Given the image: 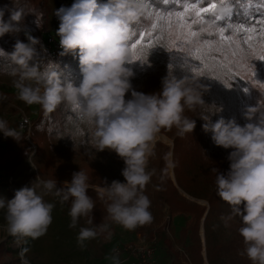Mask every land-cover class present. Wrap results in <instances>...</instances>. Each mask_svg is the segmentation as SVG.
<instances>
[{"label":"clouds","instance_id":"1","mask_svg":"<svg viewBox=\"0 0 264 264\" xmlns=\"http://www.w3.org/2000/svg\"><path fill=\"white\" fill-rule=\"evenodd\" d=\"M145 11V0H75L71 7L55 11L59 20L56 35L62 49L59 54L78 58L82 80L75 86L62 81L53 67L41 68L38 46L41 49L43 45L24 28L25 9L0 8V37L23 31L27 40L25 43L17 39L10 53L0 50L15 66L17 98L27 105H40L45 113L55 111L61 104L78 108L77 118L88 128L90 143L97 153L107 150L123 161V182L109 183L105 179L95 191L106 204V220L129 231L153 219L151 202L144 190L154 174V170L148 171V162L155 155L162 130L175 128L181 138L192 133L195 119L185 113L200 109L199 118L205 122L203 131L211 134L217 147L231 149L227 172L213 171L217 173L218 197L242 219L241 255L251 264H264V101L246 108L247 122L241 126L235 119L223 117L212 122L211 114L220 109L205 104L203 97L209 89L195 75L177 79L169 74L162 79L160 90L153 93L134 90V73L126 67L132 64L129 42ZM0 133L16 141L20 138L4 120H0ZM88 180L81 170L72 173L71 180L59 187L56 179L37 176L31 187L17 190L12 199L0 197L4 230L14 238L34 240L43 236L52 223L55 207L45 200L49 195L58 198L62 205L70 202V228H76L81 218L93 225L96 205L88 195ZM109 228V223L80 227L78 245L84 247L86 241ZM21 255L22 264H29ZM108 259L112 264H121L118 254Z\"/></svg>","mask_w":264,"mask_h":264},{"label":"rangeland","instance_id":"2","mask_svg":"<svg viewBox=\"0 0 264 264\" xmlns=\"http://www.w3.org/2000/svg\"><path fill=\"white\" fill-rule=\"evenodd\" d=\"M74 2L75 0H47L50 9L48 32L41 35V37L32 34L41 41L43 45L41 50L48 53L50 57L55 58L58 63H71L73 57L72 55L60 56L59 54L62 51L59 45V37L56 35L59 27V20L54 13L61 7H71ZM103 2L106 3L107 0H103ZM259 3L260 2H256L255 7H259ZM262 7L261 11H264V5H262ZM166 12L168 11L160 12L151 10L148 13L153 16L152 22H154L156 13ZM220 13L221 12L217 15ZM25 43H27L26 37ZM128 55L129 61L132 62V64L126 65V67L132 69L134 76L131 79V83L133 89L139 92H144L146 94L150 93L147 89L148 86L151 87L152 84V77L147 71L149 67H151V69L163 71L166 66H175L182 60L181 62L183 64L181 65H183L182 69L185 74L195 75L191 68L187 66L189 64H196L195 61H191L189 51L186 49L184 52H177L175 48H173V50L169 52L166 40L157 42L153 49H149L143 62L133 61L130 47ZM185 57L189 60H186ZM252 64L256 73L255 79L264 83V61L254 60ZM232 83L236 87L239 99L238 115L241 116L245 124L247 122L244 119L246 108L249 106H256L259 102L264 101V89L260 88L258 84L244 81L248 86V88H246L242 85L241 80H236ZM6 91V86L0 84V92L5 94ZM10 92L13 93L15 97L12 101H8L5 97L0 96V120H6L10 128L15 129L20 134V138L18 141L13 139L9 148H0V197L8 200L12 199L17 190L26 186L31 187L37 176L44 180L56 179L59 187L66 181L65 179L59 180V172L65 173L66 177L69 178L67 181H70L72 173L79 170L89 173V169L100 171L103 168L106 170H112L114 168V163L110 162L105 151L97 153L96 149L91 145L88 128L77 118V108L74 109L69 107L71 115L67 118L66 126L62 131L49 134V130H35L33 128L34 123L37 122L42 115L41 106L38 104L27 105L20 101L17 98L18 91L15 87L11 89ZM63 106L68 108V105H60L61 108H64ZM12 110H17L18 113L21 114L22 119L28 122L26 131L20 130L16 125L15 116L12 113L10 114ZM158 142L169 146L171 150L172 141L164 135L160 134ZM160 151L159 148L156 149L155 155L149 159L148 171L154 170V174L150 183L144 190V194L148 196L151 202L149 211L153 219L150 223L137 227L133 231L126 230L119 225L111 224L107 220L98 223L94 219L93 225H89L86 222L87 218H81L76 228H70V217L68 215L70 202L62 205L59 203L58 198L51 195L45 196L47 202L55 205L52 213L55 215L54 220L56 223L48 227L44 236L51 245L57 244L59 247H64L66 249L70 248L67 255H72L74 257L66 260L68 264L70 262V264H72L76 261L77 249H72L71 246L73 245L76 247L77 245L78 247L76 238L79 228L94 227L102 223L110 224L109 231L100 233L96 238L86 241L85 244L89 246L91 242L94 243V253L100 256L101 253L105 252L106 259L99 261L100 263L95 261L89 264H110L111 260L108 259V257L112 256V249L124 244L151 245L155 255L153 264H194L196 262V260H194V262L191 260V252L187 249L192 243L191 239H189L190 237H187L184 246L178 245L177 242L179 232L184 227L186 217L176 216L171 218L166 207L160 211L161 204L156 195L151 191L157 184L155 179H157V177L162 178L160 169L163 170V166L159 163ZM170 158L171 151L169 152V163ZM167 169L171 180L174 181L170 165ZM116 173L114 172L111 174L115 176ZM120 174L116 175V177H119ZM163 183L164 180H161L159 184ZM96 187L95 185H90V192H88V195L93 198L95 204L103 202L98 199L97 193L94 192ZM187 198L208 208V204L204 200H195L188 196ZM4 215V210H0V245L3 246V250L0 251V264H22V253L23 258L31 262V259L26 256V243L27 239L29 241V238L21 239L9 236L4 230L6 224ZM202 222L203 218L201 220L199 234L202 240V247H204ZM225 234H227V232H225ZM18 239L19 241H17ZM8 248L13 249L14 253L9 254L5 252ZM216 250L215 248L213 249L215 255L214 264H231L229 259L223 257V252L219 251L217 248ZM242 251L243 249L235 253V260L237 262L251 264L246 256L241 255ZM202 254L205 256L204 251H202ZM132 261L136 262L134 260ZM203 263L208 264L204 257Z\"/></svg>","mask_w":264,"mask_h":264},{"label":"trees","instance_id":"3","mask_svg":"<svg viewBox=\"0 0 264 264\" xmlns=\"http://www.w3.org/2000/svg\"><path fill=\"white\" fill-rule=\"evenodd\" d=\"M99 3H105L103 0H98ZM217 8L215 14L224 15L226 18L232 16L233 19H240L250 11H256L263 8L259 3V7L256 6V2L259 0H216ZM146 11L142 16L139 23L134 26V32L136 35L132 36L131 44L138 38L140 31L149 30L153 16L148 12L154 11H172L177 10L175 0H145ZM23 7L27 16L24 19V28L33 35H41L48 32L49 23V6L47 0H0V8ZM5 20L8 19V13H5ZM19 39L25 42L24 32L21 31L16 35H5L0 37V50L5 53H10L13 50V46L16 40ZM39 61L42 69L48 66L53 67L60 73L61 80L72 82L75 86H78L82 80V75L79 68L78 58H73L71 63H58L55 58L50 57L48 53L39 49ZM73 57V56H72ZM180 60L175 66H166L165 70L159 71L151 69L149 67L147 71L152 77L151 87L148 86L150 93L159 91L161 88V81L163 78L171 74L177 79H183L184 77H192L190 74H185L182 69ZM197 63V62H196ZM15 66L10 60L0 53V84L6 86L7 91L5 94L0 92L1 97H5L8 101H12L15 97L11 93L13 89L14 81L16 79L13 76ZM156 72V73H155ZM200 78V82L206 85L209 91L204 95L203 99L205 104L220 111L215 114H211L212 122H215L219 118L235 119L241 126L244 122L241 116L238 115L239 99L237 95L236 87L231 81L229 85L231 87L224 86L221 82L211 79L208 76H197ZM149 80V79H148ZM242 85L246 88L248 86L241 81ZM64 108L57 107L55 111L51 113H45L42 109V115L40 119L34 123L33 128L49 130V134L57 131H62L66 126V120L71 115L69 107L76 108L74 106H63ZM78 111V108H77ZM15 116L16 125L20 130L26 131L28 122L22 119L21 114L17 110H12L10 114ZM202 111L198 109L196 112H186L191 119H195L196 127L192 133L186 134L184 137L176 135V129L171 131L162 130L161 134L172 141V148L167 145L157 142L156 149H160V161L163 166V170L160 169L162 178L155 179L157 184L151 190L161 204V209L167 208L168 214L171 218L176 216L186 217L184 227L179 232L177 239L178 245L184 246L187 237H190L192 243L187 249L191 252V260H196L194 264H204L203 257L208 264H214L213 249L216 248L223 252V257L230 260L231 264H247L244 262H237L235 260L236 252L244 249L242 237L239 235V228L242 227L241 217L235 215L232 208L222 201L216 193L215 178L217 173L213 169H219L221 172H227L229 168V161L227 159L231 149L225 150L217 147L211 140V134L203 131L202 125L205 123L199 116ZM6 121V120H4ZM10 128L9 124L7 123ZM12 138H5L0 133V148L7 149L11 146ZM171 151V158L169 163V152ZM105 154L110 162L114 163V168L101 169L100 171L95 169H89V173L86 174L89 177V185L102 186L103 180L111 182L112 180H120L123 182V176L120 174L124 168L123 161L116 156L115 153L105 150ZM167 157V159H165ZM169 165L173 173V179L169 176ZM60 169V168H59ZM78 172V171H77ZM120 174L119 177L112 175L111 173ZM59 180H67L65 173L59 172ZM161 180H164L163 184H159ZM90 190V189H89ZM90 192V191H88ZM96 192V191H94ZM190 197L195 200H204L208 204V208L203 205L197 204L187 198ZM101 202V201H100ZM96 207L93 210V217L101 223L106 220V204L105 202L95 204ZM202 222L204 247H202V240L199 234V228ZM190 231V233H189ZM227 232V234H225ZM189 233V234H188ZM3 250V246L0 245V251ZM204 251L205 256H203ZM5 252L13 254V249H6ZM217 252V250H216ZM235 262V263H234Z\"/></svg>","mask_w":264,"mask_h":264},{"label":"snow or ice","instance_id":"4","mask_svg":"<svg viewBox=\"0 0 264 264\" xmlns=\"http://www.w3.org/2000/svg\"><path fill=\"white\" fill-rule=\"evenodd\" d=\"M259 2L264 5V0ZM175 3L177 10L156 13L150 29L140 31L129 45L133 61L143 62L149 49L166 40L169 52L173 48L177 52L189 51L191 61L197 63L187 66L195 75L208 76L226 87L232 86L229 81L241 80L264 89V83L255 79L252 64L254 60L264 61V11H250L240 19H233L215 14L216 0H175Z\"/></svg>","mask_w":264,"mask_h":264},{"label":"crops","instance_id":"5","mask_svg":"<svg viewBox=\"0 0 264 264\" xmlns=\"http://www.w3.org/2000/svg\"><path fill=\"white\" fill-rule=\"evenodd\" d=\"M54 218L55 215L52 213L51 224L54 223L53 225L56 223ZM26 244V256L31 259L29 264H68L66 260L74 257L72 255H67V253L70 251V248L66 249L64 247H59L57 244L51 245L48 243V239H46L44 235L34 240L29 238V241L27 239ZM94 246L95 244L92 242L89 246L85 244L84 247H80L79 245L78 247L77 245L74 247L72 245V249H77L76 261L72 264H89L91 262H99L103 259H106L105 252L101 253L100 256L94 253ZM110 264H112V262H110Z\"/></svg>","mask_w":264,"mask_h":264},{"label":"built area","instance_id":"6","mask_svg":"<svg viewBox=\"0 0 264 264\" xmlns=\"http://www.w3.org/2000/svg\"><path fill=\"white\" fill-rule=\"evenodd\" d=\"M111 254H118L121 264H153L155 256L153 247L143 244L119 245L112 249Z\"/></svg>","mask_w":264,"mask_h":264}]
</instances>
